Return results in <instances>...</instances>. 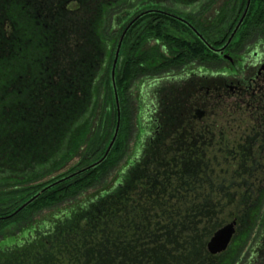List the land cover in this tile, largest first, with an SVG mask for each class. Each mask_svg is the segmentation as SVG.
Listing matches in <instances>:
<instances>
[{"label":"rangeland","instance_id":"rangeland-1","mask_svg":"<svg viewBox=\"0 0 264 264\" xmlns=\"http://www.w3.org/2000/svg\"><path fill=\"white\" fill-rule=\"evenodd\" d=\"M105 1L53 0V3L56 2L66 16L70 27L79 30L77 22L92 13L94 6ZM143 1L146 6L145 2L149 0ZM163 1L174 9L170 10L175 14L190 17L189 20L194 21L201 32L227 28L228 16L221 17L220 13L234 4L233 0H218L203 10V6L196 5L198 0ZM237 5L235 0L234 6ZM105 14L107 19L100 28L102 36L110 26L111 12L108 10ZM150 21L152 19L146 22ZM127 23L126 20L118 21L115 26L119 29ZM6 27L5 34L9 37L15 27L11 28L10 24ZM109 33L113 37L108 35L105 39L115 41L116 32L109 30ZM262 41L264 37H252L245 47L239 48L240 53L230 50L228 55L240 63L241 59L252 55ZM141 52L150 55L144 65L149 72L131 80L124 96L123 108L127 115L124 135L128 143L124 160L99 185L71 202L42 210L21 228L15 224L8 226L4 236L14 238L21 245L15 246L11 241L4 245L0 238V264H237L239 259V264H244V260L248 261L249 256L258 251L254 234L264 217V143L253 142L257 140L256 135L248 129L255 121L249 117V105L259 103L249 102L241 96L234 97L222 87L218 94L213 91L212 72L220 75L218 85L234 79L229 62L222 57L202 65L205 75L202 79L194 76L199 68L194 63L176 71L154 73L170 55L165 44L156 39L142 45ZM236 67L239 73L246 72V69H240L244 65L237 64ZM111 78L115 80L112 74ZM154 82L158 84L153 85ZM4 100L1 95L0 112L4 109ZM114 101L116 105L115 96ZM98 118L99 112L92 118L87 140L93 137V124ZM154 119L162 123L159 129L154 128ZM218 132H225L224 137ZM227 133L235 139L243 136L250 143H235L234 149L213 138H222L224 142ZM73 136L75 139L78 135ZM149 136L154 137V143L142 145L148 143ZM188 138L196 142L192 152L185 151L189 147L184 144ZM83 150L72 153L53 170L34 171L24 167L11 177H0V192H9L20 182H24L23 188L41 187L68 174L82 161ZM137 151L143 154L140 156L144 162L141 165L154 175L155 183L134 186L129 199L118 206L120 212L116 219L106 222L92 220L93 223L90 220L88 223L86 215L78 225L65 231L50 227L59 213L75 208L77 211L79 206L99 197L104 188L111 187ZM187 160L194 164L190 170L184 165ZM0 171L1 176L8 170L1 168ZM166 180L167 184H164ZM233 219L237 221V233L232 243L220 254H209L206 245L213 234ZM30 228L41 230L37 234L38 241L29 243L28 238L22 236ZM260 242L264 243V238L263 241L257 240V245Z\"/></svg>","mask_w":264,"mask_h":264},{"label":"trees","instance_id":"trees-1","mask_svg":"<svg viewBox=\"0 0 264 264\" xmlns=\"http://www.w3.org/2000/svg\"><path fill=\"white\" fill-rule=\"evenodd\" d=\"M217 1L198 0L196 5L205 10ZM237 1V6L233 0L234 4L220 13L221 17L228 16L227 28L201 32L190 17L175 14L163 0H149L145 2L146 6L143 0H106L77 22L79 30L70 27L53 0H0V96L5 98L4 109L0 112V169L8 170L0 177H11L24 167L34 171L53 170L69 155L84 148L82 161L68 174L41 187L23 188L24 182H20L11 191L0 192V238L4 245L7 241L21 245L14 238L4 236L8 226L15 224L21 228L42 210L71 202L99 185L122 163L128 148L124 135L127 117L123 108L124 96L131 80L149 72L144 65L150 55L139 53L142 45L156 39L165 44L170 54L154 73L176 71L199 59L202 64L216 60V54L203 42L188 37L185 24L154 11L183 19L197 29L209 45L216 47L225 45L244 11L246 0ZM108 10L111 12L110 26L102 36L100 28L107 19L105 12ZM143 13L146 15L139 17L122 39L115 80L112 81L116 47L129 23ZM149 19L152 21L146 22ZM125 20L128 21L126 25L119 29L115 26L116 22ZM7 24L15 27L10 28L9 37L5 34ZM27 24L30 26L25 29ZM109 30L116 32L115 41L105 39L111 35ZM256 36L264 37V0L250 1L247 15L230 46L237 45L241 49ZM98 112V121L93 124L94 135L87 140L92 118ZM118 114L119 128L109 153L100 164L91 167L104 156L114 136ZM76 133L78 136L74 139ZM186 140L184 144L189 147L185 151L192 152L196 142L190 138ZM147 142L142 145L154 143L149 139ZM141 155L137 151L116 182L104 188L99 197L79 206L77 211L75 208L59 213L50 227L65 231L78 225L86 215L88 223L116 219L120 212L118 206L129 199L134 186L155 183L154 175L143 169ZM184 165L190 170L194 164L187 160ZM37 230L30 228L22 236L28 238L29 243L38 241L37 234L41 230Z\"/></svg>","mask_w":264,"mask_h":264},{"label":"flooded vegetation","instance_id":"flooded-vegetation-1","mask_svg":"<svg viewBox=\"0 0 264 264\" xmlns=\"http://www.w3.org/2000/svg\"><path fill=\"white\" fill-rule=\"evenodd\" d=\"M184 27L188 28V32H189L188 37L190 39H193L194 37L198 38L196 36V34L192 31L191 27L197 33L200 34V32L197 29H195L191 25H184ZM231 43L232 42L229 43V45L226 47V49L223 51L222 54H216V56H217V58L222 57V59L229 62L231 69L233 70L234 79L229 81V83H223L221 85H218L219 83H217V80H218V77L220 75H218V73L212 72L211 76L213 78V80H212L213 91H216L218 94L219 90H222V88H224V89L230 91L232 93V96H234V97H240L241 96V97H244L246 99H249V102L250 101H254V102L257 101L259 103L258 105H256V103H255V106H250L252 103H250V105H249V107H250L249 117L251 119H255V121L253 122L252 128H249L248 130H250L251 132H253L256 135L257 140L253 141V142H263L264 143V104L261 105V102L264 101V41H262L261 43L258 44V47H256L255 51L252 52V55L241 59L240 63L235 62V60H233V58L230 55H228L230 50H232L234 53H240V51H239L240 46H237V45L230 46ZM238 45H240V44H238ZM243 45H244L243 47L246 46V44H243ZM221 47H223V46H216L214 48L218 49ZM223 55H226L228 58L225 59L223 57ZM191 63H194L199 67L198 70H196V72H194V74H195L194 76L203 79L205 75H204L203 69H202V65H203L202 61L199 59L198 61H193ZM237 64H241V65L245 66L243 68L240 67L241 70L246 69V72L244 74L238 72L237 67H236ZM156 84H158V83L157 82L153 83V85H156ZM202 88H204V86H202ZM206 90H207L206 92L209 93V88H207ZM153 126H154V128L159 129L162 126V123H160V122H158V120L154 119L153 120ZM156 131L153 133V135L156 134ZM233 134H234V136L237 137V134L235 132H233ZM218 135L220 137H224L225 132H218ZM234 136L232 137L230 133L229 134L227 133V139L224 140V142L221 141L222 138H218V137L216 138V136H213V138L217 139L218 143L229 144L234 149H235V147H234L235 143H250V141H247L246 138L243 136L238 137V139H235ZM153 138L154 137H152V136L148 137L149 141H152ZM197 139H198V137H197ZM227 158H229V156H227ZM233 221L235 222V231L232 235L230 243H232L234 236L237 233V221H236V219H233L232 221H230V223ZM261 221H263V223L260 225V228L258 229V231L255 232V234H254V243L256 246L255 249H258V251L254 255H250L248 261L244 260V264L245 263L251 264L252 262H254V264H264V255H263L264 254V250H263L264 249V243L260 242V244H258V245L256 243L257 240L263 241V238H264V217L261 218ZM230 223H228V224H230ZM223 227H221V228H223ZM221 228H219V229H221ZM237 238H238V240L241 239L240 236H238ZM230 243H229V245H230ZM228 246H227V248H228ZM240 262H241V260L239 259L237 264H239Z\"/></svg>","mask_w":264,"mask_h":264},{"label":"water","instance_id":"water-1","mask_svg":"<svg viewBox=\"0 0 264 264\" xmlns=\"http://www.w3.org/2000/svg\"><path fill=\"white\" fill-rule=\"evenodd\" d=\"M250 1L251 0H246V5H245V8H244V11L239 19V21L237 22L230 38L227 40L226 44L221 47V48H218V49H215L214 47H212L211 45H209L204 39L203 37L197 33L192 27V31L196 34V36L198 37V39L204 43V45L213 53L215 54H222L223 51L226 49V47L229 45V43L232 41L233 37L235 36L237 30L240 28V26L242 25L246 15H247V12H248V9H249V6H250ZM154 13H159V14H162V15H166L168 17H171L185 25H189L186 21H184L183 19L179 18V17H176V16H173L171 14H167V13H163L161 11H154ZM143 15H146V13H143L141 14L140 16H138L137 18H135L132 22L129 23V25L126 27L125 31L123 32L122 34V37L117 45V48H116V51H115V56H114V62H113V68H112V77L114 78V69H115V65L118 61V57H119V52H120V48H121V44H122V39L125 35V33L128 31V29L131 27V25L139 19V17L143 16ZM223 57L225 59H227L228 57L226 55H223ZM114 94H115V100H116V106H117V111L119 113V109H118V99H117V95L114 91ZM118 128H119V114H118V121H117V125H116V129H115V132H114V136L104 154V156L102 157V159L100 161H98L97 163L93 164L91 167H94L96 166L97 164H100L103 159H105V157L107 156V154L109 153L112 145H113V142L116 138V135H117V132H118ZM32 200H30L29 202H27L26 205H28ZM25 205V206H26ZM235 231V222H231L230 224L224 226L223 228L219 229L218 231H216L213 236L211 237V239L209 240V242L207 243L206 245V249H207V252L211 255H217V254H220L222 253L223 251L226 250L227 246L229 245L230 243V240L232 238V235Z\"/></svg>","mask_w":264,"mask_h":264}]
</instances>
